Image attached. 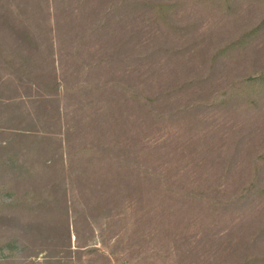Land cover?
Segmentation results:
<instances>
[{"label": "rangeland", "instance_id": "1", "mask_svg": "<svg viewBox=\"0 0 264 264\" xmlns=\"http://www.w3.org/2000/svg\"><path fill=\"white\" fill-rule=\"evenodd\" d=\"M244 263L264 0H0V264Z\"/></svg>", "mask_w": 264, "mask_h": 264}, {"label": "trees", "instance_id": "2", "mask_svg": "<svg viewBox=\"0 0 264 264\" xmlns=\"http://www.w3.org/2000/svg\"><path fill=\"white\" fill-rule=\"evenodd\" d=\"M145 3H147V8H149V9H151V10H156L157 11V13L161 16V18H163L164 19V17L163 16H165V13L166 12H168L169 11V8H170V6L169 5H167V4H163V5H152V3L151 2H147V1H145ZM151 6V7H150ZM162 19V20H163ZM165 20V19H164ZM163 20V21H164ZM247 80H254L253 78H249V79H247ZM5 197H7V198H9V196H5ZM245 264V263H244Z\"/></svg>", "mask_w": 264, "mask_h": 264}]
</instances>
